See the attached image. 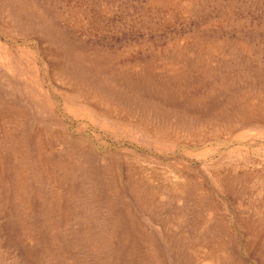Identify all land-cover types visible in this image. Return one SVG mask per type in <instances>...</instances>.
<instances>
[{
	"label": "rangeland",
	"instance_id": "obj_1",
	"mask_svg": "<svg viewBox=\"0 0 264 264\" xmlns=\"http://www.w3.org/2000/svg\"><path fill=\"white\" fill-rule=\"evenodd\" d=\"M0 264H264V0H0Z\"/></svg>",
	"mask_w": 264,
	"mask_h": 264
},
{
	"label": "bare ground",
	"instance_id": "obj_2",
	"mask_svg": "<svg viewBox=\"0 0 264 264\" xmlns=\"http://www.w3.org/2000/svg\"><path fill=\"white\" fill-rule=\"evenodd\" d=\"M174 113H175V112H174ZM179 113H180V112H179ZM175 114H176V113H175ZM183 115H184V114H183ZM176 116H177V115H176ZM176 116H175V117H176ZM179 116H180V115H179ZM179 116H178V117H179ZM178 117H177V118H178ZM187 118H188V117H187ZM226 142H227V141H226ZM226 142H225V143H226ZM221 143H222V142H221ZM233 163H234V162H233Z\"/></svg>",
	"mask_w": 264,
	"mask_h": 264
}]
</instances>
